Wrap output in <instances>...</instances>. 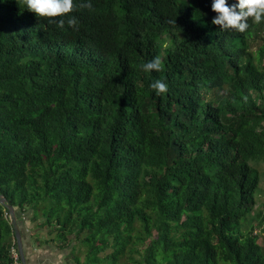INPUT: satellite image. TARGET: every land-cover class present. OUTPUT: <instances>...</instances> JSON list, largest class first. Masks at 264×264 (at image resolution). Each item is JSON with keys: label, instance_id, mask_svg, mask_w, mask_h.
Segmentation results:
<instances>
[{"label": "trees", "instance_id": "16d2710c", "mask_svg": "<svg viewBox=\"0 0 264 264\" xmlns=\"http://www.w3.org/2000/svg\"><path fill=\"white\" fill-rule=\"evenodd\" d=\"M263 160L264 0H0V193L67 263L264 264Z\"/></svg>", "mask_w": 264, "mask_h": 264}, {"label": "rangeland", "instance_id": "374dc122", "mask_svg": "<svg viewBox=\"0 0 264 264\" xmlns=\"http://www.w3.org/2000/svg\"><path fill=\"white\" fill-rule=\"evenodd\" d=\"M261 42H262V40L259 39V40H257L253 44V46L256 47ZM256 167H257L258 171L260 172V180L261 181H260V190H259L258 195H257V197H258V200H257L258 203H257V205H259V207L256 208L255 210H260V209H263L264 210V207H262V205H264V160L263 161H259ZM255 210H254V212H255ZM23 218L25 220H24L23 223L20 224L21 227L28 226L31 229H32V227H33V229L35 228V226H34L35 223L32 222L31 220H28L27 214H24L23 215ZM39 221H40V219L38 220V222ZM37 230H38V228H37ZM43 230H44V232H40V231L38 232V231H36L34 234L31 235L32 242L35 243V246H40L41 247L43 245V243H44V239H51V238H54L55 237V234L54 233H51V234L50 233H47L45 228ZM255 230L259 234V236H258V242L260 244H263L264 245V232L261 229H259V227H257L256 225H255ZM259 230H261V231H259ZM38 239L41 241V242H39V244L37 242ZM50 243L52 245V248L51 249L54 252V254L56 255V253L59 252V250L56 249V248H54L55 247V244L54 243H52V242H50ZM76 246L77 245L75 244L74 247H76ZM75 253L77 254L76 250L74 251V254ZM79 256L81 257V259H83L84 258V253H80ZM62 259H63V261H62L63 264H74V263H67L66 262L67 260L65 259V257L64 258L62 257Z\"/></svg>", "mask_w": 264, "mask_h": 264}, {"label": "crops", "instance_id": "0c3cea01", "mask_svg": "<svg viewBox=\"0 0 264 264\" xmlns=\"http://www.w3.org/2000/svg\"><path fill=\"white\" fill-rule=\"evenodd\" d=\"M36 231L37 229H33V227L32 229L28 226H25L23 228V247L25 256L30 262V264H63V253L55 252V255L51 249V243L43 244L41 247L35 246V243L32 242L31 235L34 234ZM42 231L44 232V230Z\"/></svg>", "mask_w": 264, "mask_h": 264}, {"label": "water", "instance_id": "95a60500", "mask_svg": "<svg viewBox=\"0 0 264 264\" xmlns=\"http://www.w3.org/2000/svg\"><path fill=\"white\" fill-rule=\"evenodd\" d=\"M0 205H2L9 218V222L12 226L16 244H17V250L19 252L20 260L22 264H30V262L27 260L24 252V247H23V229L20 227L19 222H18V215L16 209L13 207V205L7 200V198L0 193Z\"/></svg>", "mask_w": 264, "mask_h": 264}, {"label": "built area", "instance_id": "2783aa9c", "mask_svg": "<svg viewBox=\"0 0 264 264\" xmlns=\"http://www.w3.org/2000/svg\"><path fill=\"white\" fill-rule=\"evenodd\" d=\"M10 255L13 260V264H22L19 256V252L15 246H11Z\"/></svg>", "mask_w": 264, "mask_h": 264}, {"label": "bare ground", "instance_id": "6f19581e", "mask_svg": "<svg viewBox=\"0 0 264 264\" xmlns=\"http://www.w3.org/2000/svg\"><path fill=\"white\" fill-rule=\"evenodd\" d=\"M68 49V48H67Z\"/></svg>", "mask_w": 264, "mask_h": 264}]
</instances>
